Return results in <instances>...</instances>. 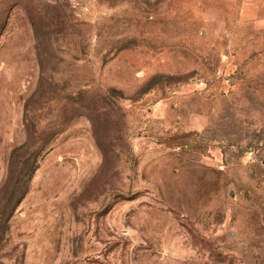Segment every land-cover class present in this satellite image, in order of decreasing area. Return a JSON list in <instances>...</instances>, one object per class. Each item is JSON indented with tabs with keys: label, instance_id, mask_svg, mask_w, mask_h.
Masks as SVG:
<instances>
[{
	"label": "rangeland",
	"instance_id": "374dc122",
	"mask_svg": "<svg viewBox=\"0 0 264 264\" xmlns=\"http://www.w3.org/2000/svg\"><path fill=\"white\" fill-rule=\"evenodd\" d=\"M0 264H264V0H0Z\"/></svg>",
	"mask_w": 264,
	"mask_h": 264
}]
</instances>
